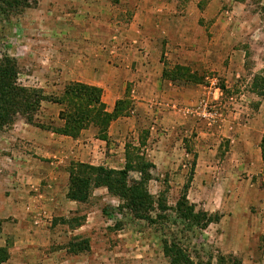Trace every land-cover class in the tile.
<instances>
[{
    "label": "rangeland",
    "instance_id": "rangeland-1",
    "mask_svg": "<svg viewBox=\"0 0 264 264\" xmlns=\"http://www.w3.org/2000/svg\"><path fill=\"white\" fill-rule=\"evenodd\" d=\"M256 2L264 8V0H36L0 15V57L14 60L20 86L43 96L30 124L16 117L0 129L7 259L29 243L46 264H168L165 240L193 264H264V23ZM74 83L98 88L105 113L120 102L125 130L109 136L114 151L102 148L95 166L108 168L123 149L142 158L148 192L164 198L161 219H135L103 188L84 203L68 200L69 168L80 162L35 153L23 128L59 135V102ZM112 121L89 123L77 137L105 140ZM112 162L109 169L124 165ZM191 169L187 201L218 217L204 229L172 211ZM17 190L32 200H11Z\"/></svg>",
    "mask_w": 264,
    "mask_h": 264
},
{
    "label": "trees",
    "instance_id": "trees-1",
    "mask_svg": "<svg viewBox=\"0 0 264 264\" xmlns=\"http://www.w3.org/2000/svg\"><path fill=\"white\" fill-rule=\"evenodd\" d=\"M35 3L36 0H0V15L8 16L20 13L34 6ZM258 4L259 2H256L261 21L264 23V8ZM63 94L64 99L59 102L63 104V109L59 114V118L63 121L61 129L58 130L59 135L76 138L78 133L89 123L103 121L107 125L108 122L118 118L120 102L115 103L113 112L105 113L99 100L100 90L96 87L74 83L68 85ZM42 100L43 96L39 89L22 87L17 83L14 60L7 56H1L0 129L10 127L16 117H20L30 124L32 116ZM260 156L264 170V136L260 142ZM132 159L135 162H132ZM147 166L150 167L137 155L131 158L126 149L124 150V165L121 169L72 163L68 172L66 198L73 202L84 203L90 197L93 189L103 188L109 196L120 202V208L127 210L135 219L152 223L154 220L162 218L159 213H163L166 206L161 194L154 198L147 190V183L150 180L149 174L145 171ZM132 171H136L139 177L128 180V173ZM191 175L192 169L172 211L178 220L185 222L190 227L204 229L209 223L216 222L218 217L217 215L210 216L203 211H194V206L187 201L186 191L191 181ZM154 211L158 213L155 218H151L149 214ZM259 242L264 247V226ZM80 250L83 249L78 246L77 251ZM161 250L163 256L167 258L168 264H193L173 242L163 240ZM6 260L7 252L2 247L0 248V264ZM218 260L222 262L223 258L219 257Z\"/></svg>",
    "mask_w": 264,
    "mask_h": 264
},
{
    "label": "crops",
    "instance_id": "crops-1",
    "mask_svg": "<svg viewBox=\"0 0 264 264\" xmlns=\"http://www.w3.org/2000/svg\"><path fill=\"white\" fill-rule=\"evenodd\" d=\"M122 119L125 120L126 118H122ZM123 120H120V118H116L114 119V121H112V123H110V125L107 127L108 132H106L105 140L103 138L85 140L84 137L88 135L86 131H82L79 137L72 139L70 137L63 135H56L54 133H48L42 137V135L35 134V132H32L31 129L29 128H23V130H26V132H28L31 135V138L34 139L33 149L35 150V153L40 157H44V159L54 158L56 159V163L61 165L65 164L66 160L68 161L74 159L80 163H88L90 165L95 166L98 163L97 160L100 157V150L102 148H107L108 152L112 153L113 150L111 148L112 143L107 144V142L113 139V137L109 139V136L118 135L117 131L120 132L119 133L120 135L122 131L125 130L124 126H121L119 123L120 121ZM41 140L43 142L42 144L43 146L39 144ZM124 150L125 149H123V152ZM113 159H115V164L117 162L119 163L123 162L124 155L121 156V159H120V154L115 157H112V155H110L109 156L110 165H108V168H115V165L112 162ZM107 162L108 160L104 164L105 166H107L108 164ZM18 191L19 190H17V192L14 191L11 194L10 196L11 200L18 201L26 198L28 200H32V198H30L28 194L24 196V194H20ZM28 210L32 211L30 206L28 207ZM18 231L20 232L21 230ZM29 245L31 244L21 243L18 244L16 248H14V250L12 249L8 250V259L4 264H29L28 260L30 258L33 259L35 257H40L41 259L39 260L40 264H46L45 256L39 252L37 253L36 251H33L30 248H28Z\"/></svg>",
    "mask_w": 264,
    "mask_h": 264
}]
</instances>
